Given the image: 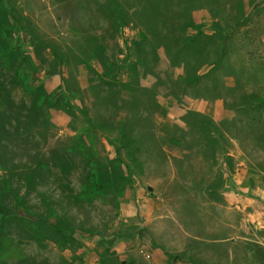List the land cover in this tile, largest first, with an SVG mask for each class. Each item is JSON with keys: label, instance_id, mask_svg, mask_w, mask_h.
Instances as JSON below:
<instances>
[{"label": "rangeland", "instance_id": "rangeland-1", "mask_svg": "<svg viewBox=\"0 0 264 264\" xmlns=\"http://www.w3.org/2000/svg\"><path fill=\"white\" fill-rule=\"evenodd\" d=\"M115 4L130 22L121 32ZM191 23L210 34L226 30L238 45L252 39L250 63L233 52L209 81L187 83L192 70L174 66L163 42L183 38ZM97 47L117 59L120 81H100L101 65L86 60ZM258 56L264 60V0H0V264H228L223 249H202L151 223L140 197L164 172L160 146L188 144L176 125L154 118L170 111L178 120L182 109L201 106L191 95L204 87L231 98L218 77L243 95H261ZM217 101L208 112L224 126L234 112ZM203 119L186 117L191 131L215 132L218 140ZM236 124L245 141L264 147L263 113L245 111ZM218 141L232 177L252 176L256 195H239L258 226L264 150L235 153L248 164L239 170L228 141Z\"/></svg>", "mask_w": 264, "mask_h": 264}, {"label": "crops", "instance_id": "crops-1", "mask_svg": "<svg viewBox=\"0 0 264 264\" xmlns=\"http://www.w3.org/2000/svg\"><path fill=\"white\" fill-rule=\"evenodd\" d=\"M56 66L58 69L54 72H59V65L54 64V68ZM199 102L201 106L197 104V107L182 109L178 120L170 118V111L167 114L164 112L166 117L160 114L154 118V121L161 125L162 122L176 125L181 137H184L188 144L184 147L175 144L172 148L160 146L161 153L165 154V160L161 163L164 172L156 174L158 179L155 185L158 187L148 188L147 195H141V201L148 204L142 209L149 213L147 217H150L151 223L164 227L169 233H180L182 238L196 242L202 249L215 247L223 249L229 256L228 264H264V212L259 211V215H253L255 216L253 218L259 219L260 225L251 223V214L243 207L242 197L239 195L241 189L247 190V196L256 195L252 176L236 180L228 171L227 162L223 161V157L220 160L217 144L214 143L213 147L209 148L196 140L192 141L194 137L210 138L212 141L216 138L214 134H210L211 132L203 134V131H191L187 125L188 113L215 119L208 109L210 105L216 108L217 104L203 99H198L197 103ZM158 133L166 135L161 130ZM167 135L178 137L177 134L170 132ZM229 139L230 149L227 154L234 157L235 168L239 170L247 168V162L238 160L235 153L260 149L235 137ZM221 152L226 154L224 148ZM208 154L214 156L208 157ZM190 159L193 160L191 167ZM228 198L230 204L223 203ZM155 200L158 201L156 211L153 206ZM182 203H185V207ZM211 211H214L216 216ZM231 215L234 216L233 219ZM248 233L253 235L248 237L245 235Z\"/></svg>", "mask_w": 264, "mask_h": 264}, {"label": "trees", "instance_id": "trees-1", "mask_svg": "<svg viewBox=\"0 0 264 264\" xmlns=\"http://www.w3.org/2000/svg\"><path fill=\"white\" fill-rule=\"evenodd\" d=\"M110 8L112 11L119 15V20L115 23L114 29L116 30V32H121V29L127 26L130 22L127 23L123 21V17L121 15L122 12L119 6L115 4ZM185 29L186 32L183 34V38H179L178 40H171L167 38V40L163 42V45L166 49L167 57L174 66H183L187 74L190 70H192V81L189 80L187 81V83L197 85L196 83L202 82L204 79L209 81L210 72L215 70L226 59V57H228V55L233 52H236L242 59H246V61L243 59L246 63H250L253 51L250 49L249 46L252 42V39H246L244 40V43L238 45V41L234 40V38L226 36V30L220 29L218 27L211 28L213 31L211 34L206 31L207 29L205 26L202 28L195 27L194 23L186 25ZM145 30L151 31L148 26H145ZM210 41H213L214 45L209 48L205 47V43H209ZM195 44L200 45L199 47H194ZM172 49H177L175 54L171 52ZM241 49L243 50L242 56L241 54H239V50ZM86 60L89 64H91L93 60H97L99 62L102 68V72L101 74H99L101 82L120 81V66L118 64V61L115 57H109L106 54L105 48L97 47L96 51L93 54H89ZM258 62L260 66L264 67V60L261 59L260 56H258ZM248 65L249 67H252L251 64ZM178 80L184 81L185 78L184 76H181ZM215 82L216 85L220 86L219 89L221 91L225 90L227 92H230L233 94V96L231 98H227L226 95L221 94L220 92H213L211 91V88L204 87V89H206L205 92H199L198 90H195V92L192 93L193 95H191V97L195 100H221L224 104L225 109L233 111L234 116L230 120L227 119V121H225L226 126H223L222 123L220 124L212 120L211 118H204V121H202L204 122L206 127L208 126L207 129H213V131H216L217 136H219L221 139H224L225 141L227 140L229 144V137H235L236 139L241 140V142L248 143L252 146L257 147V149H261L263 151L264 147L262 145L254 144V142H252L253 140L245 141L242 136V128L239 124H236V121H239L240 115L245 111L260 112L264 114V86L260 87L263 93L259 96H254L249 94L243 95L242 91L244 88L240 87L241 91L236 90L227 85L225 79H222V77H218ZM128 85H131L130 82H128ZM131 98L134 99L133 96ZM157 107H160L159 104L157 105ZM192 114L194 115L195 113ZM208 132L209 131H203V134H207ZM213 133L214 135H216L215 132ZM206 139L209 141V143L213 145L214 143L216 145L218 141L216 140V138L215 140L213 139L214 141L210 140V138ZM223 148H225V146H223ZM224 150L225 152H227L226 148ZM118 153L120 155V150L118 151ZM2 244L3 243H1L0 241V248H2Z\"/></svg>", "mask_w": 264, "mask_h": 264}]
</instances>
